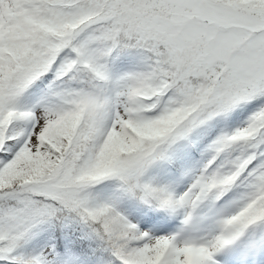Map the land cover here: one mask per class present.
Listing matches in <instances>:
<instances>
[{
	"label": "snow or ice",
	"instance_id": "1",
	"mask_svg": "<svg viewBox=\"0 0 264 264\" xmlns=\"http://www.w3.org/2000/svg\"><path fill=\"white\" fill-rule=\"evenodd\" d=\"M0 264H264V0H0Z\"/></svg>",
	"mask_w": 264,
	"mask_h": 264
}]
</instances>
